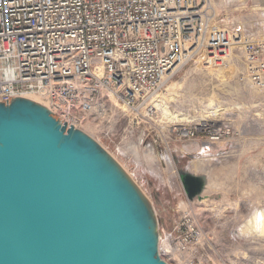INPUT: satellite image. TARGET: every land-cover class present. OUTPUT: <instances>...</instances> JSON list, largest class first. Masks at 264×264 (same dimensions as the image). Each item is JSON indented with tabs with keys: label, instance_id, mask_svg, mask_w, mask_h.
Masks as SVG:
<instances>
[{
	"label": "built area",
	"instance_id": "obj_1",
	"mask_svg": "<svg viewBox=\"0 0 264 264\" xmlns=\"http://www.w3.org/2000/svg\"><path fill=\"white\" fill-rule=\"evenodd\" d=\"M214 18L211 0H0V103L34 95L79 129L88 121L109 123L119 107L154 117L153 99L179 67L198 56L222 65L243 38ZM242 44V79L263 89L264 47ZM232 126L200 121L176 124L169 133L178 141L201 140L209 155L232 138ZM183 223L190 227L174 250L195 264L191 244L201 235L194 217Z\"/></svg>",
	"mask_w": 264,
	"mask_h": 264
},
{
	"label": "rangeland",
	"instance_id": "obj_2",
	"mask_svg": "<svg viewBox=\"0 0 264 264\" xmlns=\"http://www.w3.org/2000/svg\"><path fill=\"white\" fill-rule=\"evenodd\" d=\"M211 5L214 23L239 30L243 38L222 65L208 64L198 56L170 77L162 90L176 87L169 108L185 119L178 124L230 123L231 139L204 154L201 140L172 137L173 123L162 119L158 109L156 116L145 118L119 107L109 123L100 126L88 121L80 126L153 204L162 259L186 263L174 248L190 227L183 223L185 216L191 215L201 235L199 242L191 244L196 254L190 260L195 264H264V237L243 231L257 211L264 212V88L242 79V43L247 40L264 47V0H211ZM36 102L48 104L43 99ZM211 105L221 110L218 117ZM167 248L173 251L162 252Z\"/></svg>",
	"mask_w": 264,
	"mask_h": 264
},
{
	"label": "water",
	"instance_id": "obj_3",
	"mask_svg": "<svg viewBox=\"0 0 264 264\" xmlns=\"http://www.w3.org/2000/svg\"><path fill=\"white\" fill-rule=\"evenodd\" d=\"M0 264H169L124 168L26 97L0 103Z\"/></svg>",
	"mask_w": 264,
	"mask_h": 264
},
{
	"label": "bare ground",
	"instance_id": "obj_4",
	"mask_svg": "<svg viewBox=\"0 0 264 264\" xmlns=\"http://www.w3.org/2000/svg\"><path fill=\"white\" fill-rule=\"evenodd\" d=\"M263 21H264V15H263ZM238 44V43H234ZM232 45V46H234ZM233 48H231L232 50ZM182 68L179 67L178 70ZM174 76V75H172ZM170 76V77H172ZM169 77V78H170ZM168 80V79H167ZM166 80V81H167ZM175 85L173 84V87ZM175 88L171 91H167L165 92V90H161L157 95H155L154 99H153V106L159 110V112L162 114L164 120L168 121V122H172L173 125H176V123H183L185 121L184 118H182L181 116L175 114L174 112H172L169 108V100L172 98L173 94L176 92ZM29 98H33L34 101H40L41 98L34 96V95H30L27 96ZM211 104V103H210ZM214 112L212 111L213 115L215 117H218L221 113V110L215 108L213 105L210 106ZM124 110V109H123ZM127 113V112H126ZM212 115V114H211ZM208 117V116H207ZM169 162V161H168ZM170 165V164H169ZM244 232H250L253 235H257V236H261L264 237V212H256L253 216V218H251V220L246 224V227L243 230ZM259 234V235H258ZM170 248L166 250L167 253H171ZM180 255V254H179Z\"/></svg>",
	"mask_w": 264,
	"mask_h": 264
}]
</instances>
